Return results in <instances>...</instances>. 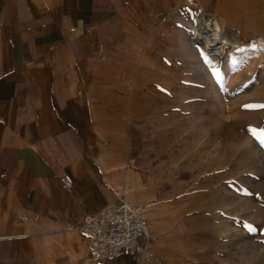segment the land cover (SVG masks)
Here are the masks:
<instances>
[{"label":"crops","instance_id":"0c3cea01","mask_svg":"<svg viewBox=\"0 0 264 264\" xmlns=\"http://www.w3.org/2000/svg\"><path fill=\"white\" fill-rule=\"evenodd\" d=\"M199 12L235 47L264 40V0H0V264H264V216L228 249L214 210H194L185 255L149 224V263L93 260L80 232L111 201L149 204L152 107L215 64L190 40Z\"/></svg>","mask_w":264,"mask_h":264},{"label":"rangeland","instance_id":"374dc122","mask_svg":"<svg viewBox=\"0 0 264 264\" xmlns=\"http://www.w3.org/2000/svg\"><path fill=\"white\" fill-rule=\"evenodd\" d=\"M259 38L248 37L241 47L232 40L227 68L226 54L206 71L196 63L192 88L173 91L174 96L152 107L144 125V182L152 194L144 206L146 217L150 226L162 227L163 241H180L176 251L183 255L190 252L188 216L194 210L201 216L214 210L211 218L219 223L228 249L232 239L256 235L261 226L264 52L252 54Z\"/></svg>","mask_w":264,"mask_h":264},{"label":"built area","instance_id":"2783aa9c","mask_svg":"<svg viewBox=\"0 0 264 264\" xmlns=\"http://www.w3.org/2000/svg\"><path fill=\"white\" fill-rule=\"evenodd\" d=\"M62 181L65 186L71 184L69 176H64ZM80 232L90 239L89 252L93 260L113 259L122 251L129 250L140 252L142 262L151 261V229L145 208L140 204L124 198L111 201L99 213L87 217Z\"/></svg>","mask_w":264,"mask_h":264},{"label":"bare ground","instance_id":"6f19581e","mask_svg":"<svg viewBox=\"0 0 264 264\" xmlns=\"http://www.w3.org/2000/svg\"><path fill=\"white\" fill-rule=\"evenodd\" d=\"M194 19L198 25L194 28L193 34L190 35V40L193 43L203 45L204 50H206L209 55L212 54V59L214 61L224 59L226 57L224 49L226 41L224 36L221 35L219 22H217L214 16L205 13H200L199 17L196 18L195 16ZM261 52H264V40H262V38H260L258 42V50H255L252 54L254 56H261Z\"/></svg>","mask_w":264,"mask_h":264}]
</instances>
